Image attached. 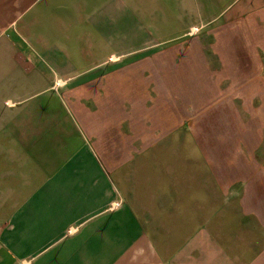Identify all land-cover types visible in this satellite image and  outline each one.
Returning a JSON list of instances; mask_svg holds the SVG:
<instances>
[{"label":"crops","instance_id":"1","mask_svg":"<svg viewBox=\"0 0 264 264\" xmlns=\"http://www.w3.org/2000/svg\"><path fill=\"white\" fill-rule=\"evenodd\" d=\"M152 54L194 119L174 134L235 133L226 103L252 88L264 192V0H0V264H230L213 224L230 229V176L250 169L213 138L152 142L164 129L134 125L142 93L124 67ZM182 149L204 158L167 181L162 153ZM252 213L264 227L261 202ZM248 247L239 264H264V240Z\"/></svg>","mask_w":264,"mask_h":264},{"label":"rangeland","instance_id":"2","mask_svg":"<svg viewBox=\"0 0 264 264\" xmlns=\"http://www.w3.org/2000/svg\"><path fill=\"white\" fill-rule=\"evenodd\" d=\"M187 41L188 39L183 40V44L187 45ZM144 45L149 47L152 44L144 43ZM164 46H170V43L164 44ZM153 47H155V45H153ZM137 57L138 56L134 58ZM43 59L48 63L46 67H49V65L53 68L56 67V62L54 61L53 57L44 55ZM155 65L156 55L152 54L143 56L139 60L135 59V61L128 63L127 67H124V69L127 68V72H131L133 74L132 78L134 81L132 82L131 86L133 87H131V89L133 91L137 89L138 92L142 93V95L137 93L138 96L134 97V101L132 103L133 107L135 108L139 103L138 98H141L140 96H142V107L141 109L137 107V113H134V125L164 129V134L162 135H150V138L153 137L150 140L152 142L156 140L157 142H162V140H164L165 144H190L191 142H194V139L204 140L206 137L213 138L215 142L217 141L223 144V146H227L228 157L230 160H233L235 165L238 164L237 170L242 171L243 168L250 169V174L239 180V182H233V180L237 179V177L230 176L228 207L230 210L235 211V213L239 212L237 215L229 212L228 228L230 229L228 230L227 226L224 224H222V226H220L219 223L213 224L214 239L218 238L219 240L225 241L229 248V250L226 252L228 262L230 264L231 262L232 264H236V261L237 264H239V261L249 263L252 258L246 257L250 255V252L253 251V248L248 247V244H252L254 240H257V237H261V240H264V227L261 226L259 230H256V217L254 218L252 213V209L257 207L258 203L261 202V206H264V192H261L262 189L259 191L258 187L256 189L255 183H253L254 176L252 175V167L249 166L253 164L252 154L254 150H252V148L257 143V137L253 133L254 126H256L253 120V111H255L253 107L255 106V100L257 101V96L253 93L252 88H249L250 90L246 92H240L238 95L229 100L228 103H226V105L229 107L227 110V115H229L228 121L231 125L227 131H234L235 133L212 135L206 137L195 135L191 136L183 133H181V135L174 134L173 131L176 128L179 126L185 128L189 127L192 125V122H194V119L190 118V108L188 106L185 108L183 102L180 104H173L172 93L170 92L172 91V87L158 86ZM120 70L118 69L117 71L120 73ZM123 72L122 74L125 73ZM64 74L67 73H63V75ZM135 74L139 75V77H136ZM65 76H68V74L64 75V77ZM195 78L196 77H194L193 80ZM197 84L200 85V82H197ZM238 89L240 90L242 88ZM58 91L60 94L61 90L58 89ZM101 96L102 92H99L98 97ZM209 101H211V99H208L206 102ZM175 107L177 109H175ZM117 108L121 109V111H125L128 109V102L119 101L117 103L116 109ZM194 113L196 116H198L203 112L201 110H196ZM136 121H138L139 124H137ZM118 126L123 127L125 125L121 123L118 124ZM182 148L185 149L188 148V146L186 145ZM183 149L179 150L177 152V156L174 157L168 151H164L162 153L163 156L161 157H163L166 162L164 174L167 181H171L172 179L168 176H171L172 174L171 172L173 170V166H171V164H174V162L178 164L180 163L179 160L184 158L191 160H201L204 158L199 150L195 152L193 150ZM243 165L245 166L243 167ZM197 169L201 170V166L197 167ZM167 184L168 183H166V185ZM213 195L215 196L216 193L213 192ZM205 201L208 203L207 200ZM213 203L214 208L216 205L221 204V202L217 200L216 197H214ZM201 214L202 213L198 214V219L200 221L203 220L204 216V214ZM224 228L227 230H224ZM224 246L223 248H225Z\"/></svg>","mask_w":264,"mask_h":264}]
</instances>
